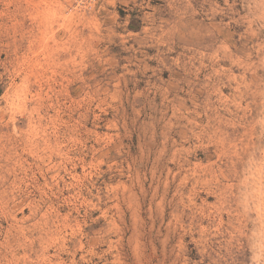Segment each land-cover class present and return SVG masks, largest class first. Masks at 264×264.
<instances>
[{
	"label": "rangeland",
	"instance_id": "374dc122",
	"mask_svg": "<svg viewBox=\"0 0 264 264\" xmlns=\"http://www.w3.org/2000/svg\"><path fill=\"white\" fill-rule=\"evenodd\" d=\"M0 264H264V0H0Z\"/></svg>",
	"mask_w": 264,
	"mask_h": 264
}]
</instances>
